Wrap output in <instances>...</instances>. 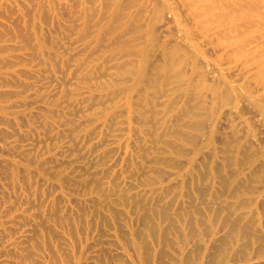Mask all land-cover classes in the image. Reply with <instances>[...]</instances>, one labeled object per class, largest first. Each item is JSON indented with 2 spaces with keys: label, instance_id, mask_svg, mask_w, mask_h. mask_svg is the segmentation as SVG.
<instances>
[{
  "label": "rangeland",
  "instance_id": "obj_1",
  "mask_svg": "<svg viewBox=\"0 0 264 264\" xmlns=\"http://www.w3.org/2000/svg\"><path fill=\"white\" fill-rule=\"evenodd\" d=\"M0 264H264V0H0Z\"/></svg>",
  "mask_w": 264,
  "mask_h": 264
}]
</instances>
